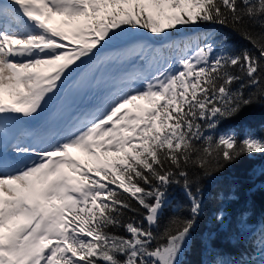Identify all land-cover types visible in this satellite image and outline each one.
Instances as JSON below:
<instances>
[{"label":"snow or ice","instance_id":"1","mask_svg":"<svg viewBox=\"0 0 264 264\" xmlns=\"http://www.w3.org/2000/svg\"><path fill=\"white\" fill-rule=\"evenodd\" d=\"M253 104L264 0H0V264H183L204 183L264 157L224 127ZM240 223L213 264H264Z\"/></svg>","mask_w":264,"mask_h":264},{"label":"trees","instance_id":"2","mask_svg":"<svg viewBox=\"0 0 264 264\" xmlns=\"http://www.w3.org/2000/svg\"><path fill=\"white\" fill-rule=\"evenodd\" d=\"M237 49L241 42L232 40ZM233 127L243 136L246 129L255 135H264V104L246 107L240 115L224 125ZM204 210L199 218L195 238L183 254V264H213L217 253L228 259H239L245 251L250 233L241 232V218L252 229L264 224V157L249 159L228 165L215 178L203 185ZM176 199H182L177 194ZM223 213L221 225L215 217ZM237 239L241 242L237 244Z\"/></svg>","mask_w":264,"mask_h":264},{"label":"bare ground","instance_id":"3","mask_svg":"<svg viewBox=\"0 0 264 264\" xmlns=\"http://www.w3.org/2000/svg\"><path fill=\"white\" fill-rule=\"evenodd\" d=\"M72 155H73L75 158L79 159L81 162H84V158H82V157L77 153V151H74V152L72 153Z\"/></svg>","mask_w":264,"mask_h":264},{"label":"rangeland","instance_id":"4","mask_svg":"<svg viewBox=\"0 0 264 264\" xmlns=\"http://www.w3.org/2000/svg\"><path fill=\"white\" fill-rule=\"evenodd\" d=\"M77 153L82 157L84 158V162H86L89 158L84 154V153H81L79 151H77ZM83 163V162H82Z\"/></svg>","mask_w":264,"mask_h":264}]
</instances>
